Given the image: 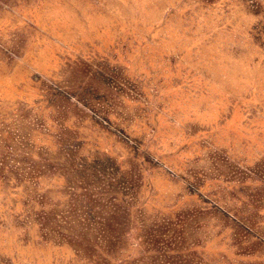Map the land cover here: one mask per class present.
I'll return each instance as SVG.
<instances>
[{
	"label": "rangeland",
	"instance_id": "374dc122",
	"mask_svg": "<svg viewBox=\"0 0 264 264\" xmlns=\"http://www.w3.org/2000/svg\"><path fill=\"white\" fill-rule=\"evenodd\" d=\"M0 264H264V0H0Z\"/></svg>",
	"mask_w": 264,
	"mask_h": 264
}]
</instances>
